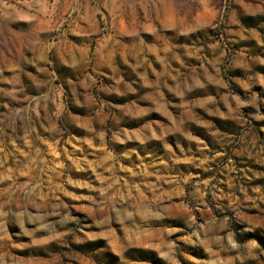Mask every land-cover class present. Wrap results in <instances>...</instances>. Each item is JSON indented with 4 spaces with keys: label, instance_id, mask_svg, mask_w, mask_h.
Segmentation results:
<instances>
[{
    "label": "rangeland",
    "instance_id": "obj_1",
    "mask_svg": "<svg viewBox=\"0 0 264 264\" xmlns=\"http://www.w3.org/2000/svg\"><path fill=\"white\" fill-rule=\"evenodd\" d=\"M0 264H264V0H0Z\"/></svg>",
    "mask_w": 264,
    "mask_h": 264
}]
</instances>
